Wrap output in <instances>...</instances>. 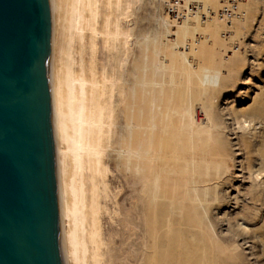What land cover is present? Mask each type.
<instances>
[{
  "label": "rangeland",
  "instance_id": "1",
  "mask_svg": "<svg viewBox=\"0 0 264 264\" xmlns=\"http://www.w3.org/2000/svg\"><path fill=\"white\" fill-rule=\"evenodd\" d=\"M96 3L95 70L110 113L104 154L109 198L101 201L100 216L105 261L147 264L155 215L156 264H183L189 254L191 264H264V0H245L242 20L231 29L218 23L215 40L203 37L204 10L215 19L220 0H192L185 21L187 11L180 13L175 0ZM53 16L52 6V50ZM184 22L186 37L176 36L175 24ZM108 31L114 35L111 47ZM204 69L219 72L218 87L201 86ZM242 120L249 125L245 133L237 125ZM149 131L152 149L147 151ZM189 133L203 160L200 180H188L185 173ZM248 166L263 170L257 185ZM151 171L150 210L141 192L149 193L143 186ZM169 223L168 237L184 247L167 249ZM200 246L204 249L196 251Z\"/></svg>",
  "mask_w": 264,
  "mask_h": 264
},
{
  "label": "water",
  "instance_id": "2",
  "mask_svg": "<svg viewBox=\"0 0 264 264\" xmlns=\"http://www.w3.org/2000/svg\"><path fill=\"white\" fill-rule=\"evenodd\" d=\"M0 264H66L50 0H0Z\"/></svg>",
  "mask_w": 264,
  "mask_h": 264
},
{
  "label": "bare ground",
  "instance_id": "3",
  "mask_svg": "<svg viewBox=\"0 0 264 264\" xmlns=\"http://www.w3.org/2000/svg\"><path fill=\"white\" fill-rule=\"evenodd\" d=\"M175 1L176 8L180 13L184 10L187 11V13H182L185 21L189 15V6L192 0ZM96 4V0H52L51 5V19L52 6L54 15L53 73L56 139L66 264H109L105 261L104 249L106 245L102 239L100 216L105 210L101 201L109 198L106 183L108 174L106 165L108 164L104 160V154L107 153L105 147L109 140L110 113L107 94L101 95L98 75L95 70L98 35L95 26L99 16ZM193 9L196 10L195 14H198L201 6ZM204 14L206 20L203 24V37L212 35L214 40L218 34V23H223L226 28L231 29L229 26L236 21L232 20L229 24L222 20L218 13L214 15L215 19H213L207 7ZM185 26V22L184 26L175 24L174 34L178 36L181 33L186 37ZM87 28L88 33L85 32ZM106 43L109 47L114 44V35L109 31L106 36ZM196 43L197 41L190 43L192 46L191 53L195 52ZM86 56L88 61L85 60ZM211 56L213 61L214 54ZM178 58L180 57L178 56ZM246 124L247 121L245 120L237 123L238 129L245 133L249 127ZM190 125L193 128V122H190ZM151 136V131H149L147 151L152 149ZM195 138V135L191 133L186 136V150L182 156L188 180H200L199 176L202 171L201 163L203 160L199 154V147L195 148ZM241 142L245 148L248 147L245 139H242ZM208 143L209 141L207 146ZM263 156L264 154H260L261 158ZM206 160H210L209 156L206 157ZM221 162L224 163L225 161L221 160ZM251 168V166L247 167L253 184L259 183L263 179L261 177L263 170L254 172ZM228 170L229 166L227 172H229ZM152 174L151 171L147 175L143 186L144 189L149 186V193L145 190L141 192L142 196L148 197L150 210L153 206ZM140 195L138 200H140ZM172 211L173 208L170 207L164 212L168 215ZM143 214L145 215V213ZM151 215H153L152 212ZM160 215L164 219L165 216ZM170 225L171 223H169L165 234L167 249L170 244L172 247L175 244L184 247L180 239L173 240L168 237L173 233ZM157 226L156 217L153 215L151 221L152 244L147 255V264H156ZM241 226L243 225L241 224ZM202 242L201 239L199 245ZM198 249L204 248L200 246L196 251ZM188 252L194 253V250ZM189 255L182 259L183 264L193 263L194 257Z\"/></svg>",
  "mask_w": 264,
  "mask_h": 264
},
{
  "label": "built area",
  "instance_id": "4",
  "mask_svg": "<svg viewBox=\"0 0 264 264\" xmlns=\"http://www.w3.org/2000/svg\"><path fill=\"white\" fill-rule=\"evenodd\" d=\"M245 0H220L221 7L218 10L219 17L227 23L243 17L241 5Z\"/></svg>",
  "mask_w": 264,
  "mask_h": 264
},
{
  "label": "clouds",
  "instance_id": "5",
  "mask_svg": "<svg viewBox=\"0 0 264 264\" xmlns=\"http://www.w3.org/2000/svg\"><path fill=\"white\" fill-rule=\"evenodd\" d=\"M219 72L212 69H204L200 75V84L204 88H215L219 85Z\"/></svg>",
  "mask_w": 264,
  "mask_h": 264
}]
</instances>
